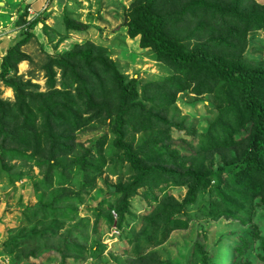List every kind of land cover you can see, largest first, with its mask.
Listing matches in <instances>:
<instances>
[{
  "label": "rangeland",
  "instance_id": "obj_1",
  "mask_svg": "<svg viewBox=\"0 0 264 264\" xmlns=\"http://www.w3.org/2000/svg\"><path fill=\"white\" fill-rule=\"evenodd\" d=\"M135 2L48 0L30 17L29 0H0V74L11 53V67L0 77V257L10 264H128L140 256L164 264H263L264 212L247 205L249 213L228 218L239 197L222 199L236 197L231 170L243 166L225 167L210 152L221 124L232 127L234 121L224 109V89L199 96L185 91L172 104L163 101L162 85L176 74L127 36L125 12ZM253 2L264 6V0ZM66 19L82 30H68ZM89 47L128 81L136 80L137 102L157 122L139 133L131 125L125 134L145 162L213 174L191 206L183 204L187 185L157 175L123 205L117 187L128 186L135 175L114 148L107 110L80 99V82L91 92L95 82L68 56ZM241 58L264 69V31L248 34ZM59 101L72 105L77 122L52 124L48 132L46 118ZM20 103L26 109L18 116ZM110 187L116 188L111 195Z\"/></svg>",
  "mask_w": 264,
  "mask_h": 264
},
{
  "label": "trees",
  "instance_id": "obj_2",
  "mask_svg": "<svg viewBox=\"0 0 264 264\" xmlns=\"http://www.w3.org/2000/svg\"><path fill=\"white\" fill-rule=\"evenodd\" d=\"M37 21L27 23L26 30L36 26ZM65 24L68 30H82V26L68 19ZM124 25L130 39H139L140 49L153 52L158 62L176 74L162 85L166 91L163 101L166 98L168 104H172L176 96L185 91L199 96L212 93L218 86L223 87L226 94L224 109L234 121L232 127L227 126L229 121L221 124L220 137L212 144L210 152L212 155L219 154L225 167L243 166L239 171L231 170L235 176L233 184L237 186L236 197L225 195L222 198L225 203L239 197L230 204L232 210L227 217L237 219L238 213L246 215L249 207L264 212V69L250 68L241 58L248 34L264 31V6H258L253 0H136L125 12ZM190 41L196 44L194 49ZM94 50V47L79 48L68 56L80 64L84 75L95 82L94 86L89 83L94 87L91 92L86 82L75 80L81 83L80 99L84 100L85 96L89 106L107 110L108 117L113 119L114 148L123 154L135 175L128 186L117 187V193H122L123 205H127L134 191L149 176L157 175L187 185L183 204L191 206L213 174L204 169H172L145 162L132 144L125 140V134L131 125L139 133L152 130L157 122L137 102L136 80L128 81L114 62ZM234 54L236 56H231ZM10 58L11 53L3 60L2 78L11 67ZM16 90L19 91L18 88ZM59 95L57 93L55 99ZM71 106L67 107L59 101L50 107L52 110L45 124L48 132H52V124L63 125V121L75 125L77 121ZM25 109L23 104L17 105V115H23ZM64 111L66 116L62 114ZM120 211L122 217L123 211ZM242 241L246 243L247 240L242 238ZM260 241L259 259L264 264V236ZM128 264L164 263L154 256H140L131 259Z\"/></svg>",
  "mask_w": 264,
  "mask_h": 264
},
{
  "label": "crops",
  "instance_id": "obj_3",
  "mask_svg": "<svg viewBox=\"0 0 264 264\" xmlns=\"http://www.w3.org/2000/svg\"><path fill=\"white\" fill-rule=\"evenodd\" d=\"M48 0H29L31 6L34 8L35 12L41 11Z\"/></svg>",
  "mask_w": 264,
  "mask_h": 264
},
{
  "label": "built area",
  "instance_id": "obj_4",
  "mask_svg": "<svg viewBox=\"0 0 264 264\" xmlns=\"http://www.w3.org/2000/svg\"><path fill=\"white\" fill-rule=\"evenodd\" d=\"M27 12H28V15L31 17V16H35L37 12H34L32 9L30 8H27ZM30 20V19H29ZM115 216V214H114ZM117 217V216H115ZM0 264H10V262H8L7 260L3 259L0 257Z\"/></svg>",
  "mask_w": 264,
  "mask_h": 264
},
{
  "label": "water",
  "instance_id": "obj_5",
  "mask_svg": "<svg viewBox=\"0 0 264 264\" xmlns=\"http://www.w3.org/2000/svg\"><path fill=\"white\" fill-rule=\"evenodd\" d=\"M116 191V188L115 187H110L109 189V194H113L114 192Z\"/></svg>",
  "mask_w": 264,
  "mask_h": 264
}]
</instances>
